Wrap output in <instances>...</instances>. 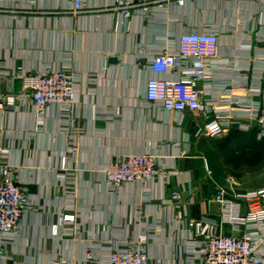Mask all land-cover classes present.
<instances>
[{
	"label": "crops",
	"instance_id": "1",
	"mask_svg": "<svg viewBox=\"0 0 264 264\" xmlns=\"http://www.w3.org/2000/svg\"><path fill=\"white\" fill-rule=\"evenodd\" d=\"M138 1L146 4L126 18L108 10L111 0H84L86 11L76 15L69 0H15L0 12V70L66 67L77 77L71 125L55 109L38 115L14 95L0 111L7 161L39 206L8 247L16 261L107 264L114 244L145 233L151 264H198L200 246L187 219L220 234L247 231L222 222L213 196L228 187V175L238 192L264 187L247 175L264 169V0ZM193 30L218 41L208 77L197 84L232 121L215 131L214 115L169 113L145 98L152 57L177 53L179 36ZM6 88L1 81L0 91ZM127 153L155 155L168 176L109 191L102 169ZM174 191L176 208L169 202ZM59 211L74 213L76 222L54 235L51 214ZM257 232L264 255V228ZM88 247L96 259L84 261Z\"/></svg>",
	"mask_w": 264,
	"mask_h": 264
},
{
	"label": "built area",
	"instance_id": "2",
	"mask_svg": "<svg viewBox=\"0 0 264 264\" xmlns=\"http://www.w3.org/2000/svg\"><path fill=\"white\" fill-rule=\"evenodd\" d=\"M15 0H0V12L13 8ZM68 12L76 15L85 12L84 0H69ZM182 3V0H179ZM140 3L138 0H111L108 10L122 17H128ZM218 54V41L213 33L188 31L178 39L177 53L161 51L154 55L149 70L154 74L145 84V98L151 105L165 112L178 115L194 112L209 118L215 116V124L210 129L217 130L232 121L220 116L222 110L213 101L203 99L197 84L208 77L205 72L207 61ZM175 71L177 78L166 76ZM22 79L19 93H14L11 79ZM76 76L66 67L45 68L38 71L13 73L0 70V83L6 84V91H0V111L8 106V97L16 96L22 105L31 104L35 113L41 115L53 108L66 122L74 120V96ZM3 79V80H2ZM71 125V123H70ZM4 134L0 130V264H24L9 254V245L22 229L26 214L36 212L39 206L32 200L27 187L16 180L17 167L7 161L9 148L4 144ZM109 191L116 192L127 184L152 181L168 175L163 174L156 156L149 153H127L110 158L102 169ZM72 172L66 177L68 192L73 188L69 181ZM228 187L219 186L213 201L219 205L223 223L246 227L241 236L216 233L215 229L202 220L187 219L186 226L193 231V244L200 246L198 264H264V255L259 252L261 242L257 230L264 228V187L238 192L237 180L228 175ZM226 188L232 192L228 197ZM180 194L174 191L170 204L176 208ZM245 207V211L243 208ZM51 225L52 234L57 235L65 225L74 224L76 215L59 211ZM145 233L136 239H126L114 244L108 254L107 264H151L146 247ZM96 259L94 250L88 247L84 261ZM65 264V261H61Z\"/></svg>",
	"mask_w": 264,
	"mask_h": 264
},
{
	"label": "rangeland",
	"instance_id": "3",
	"mask_svg": "<svg viewBox=\"0 0 264 264\" xmlns=\"http://www.w3.org/2000/svg\"><path fill=\"white\" fill-rule=\"evenodd\" d=\"M249 174V176L251 177L250 180L251 181H255L258 182L259 185L260 184H264V169L263 170H258V172L256 171L255 173L251 174V171H249L247 173V175ZM261 188V187H260Z\"/></svg>",
	"mask_w": 264,
	"mask_h": 264
},
{
	"label": "water",
	"instance_id": "4",
	"mask_svg": "<svg viewBox=\"0 0 264 264\" xmlns=\"http://www.w3.org/2000/svg\"><path fill=\"white\" fill-rule=\"evenodd\" d=\"M11 84H12V88H13L14 93H19L20 89H21L22 79L19 77H13L11 79Z\"/></svg>",
	"mask_w": 264,
	"mask_h": 264
},
{
	"label": "trees",
	"instance_id": "5",
	"mask_svg": "<svg viewBox=\"0 0 264 264\" xmlns=\"http://www.w3.org/2000/svg\"><path fill=\"white\" fill-rule=\"evenodd\" d=\"M254 143H255V140H254Z\"/></svg>",
	"mask_w": 264,
	"mask_h": 264
}]
</instances>
